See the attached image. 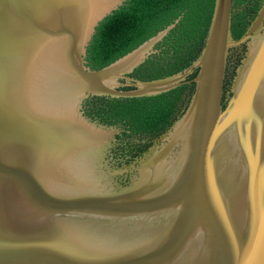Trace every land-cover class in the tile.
I'll list each match as a JSON object with an SVG mask.
<instances>
[{
    "label": "water",
    "instance_id": "1",
    "mask_svg": "<svg viewBox=\"0 0 264 264\" xmlns=\"http://www.w3.org/2000/svg\"><path fill=\"white\" fill-rule=\"evenodd\" d=\"M130 0H0V264H264V0L138 76L179 12L111 62Z\"/></svg>",
    "mask_w": 264,
    "mask_h": 264
},
{
    "label": "trees",
    "instance_id": "2",
    "mask_svg": "<svg viewBox=\"0 0 264 264\" xmlns=\"http://www.w3.org/2000/svg\"><path fill=\"white\" fill-rule=\"evenodd\" d=\"M258 1L231 0L230 35L250 22ZM212 8L213 0H130L94 31L85 64L92 69L111 62L183 10L138 76L166 72L200 52Z\"/></svg>",
    "mask_w": 264,
    "mask_h": 264
}]
</instances>
